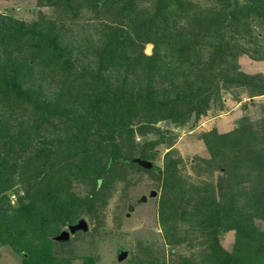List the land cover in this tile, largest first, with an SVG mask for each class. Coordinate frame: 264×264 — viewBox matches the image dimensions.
Listing matches in <instances>:
<instances>
[{
	"label": "trees",
	"instance_id": "obj_1",
	"mask_svg": "<svg viewBox=\"0 0 264 264\" xmlns=\"http://www.w3.org/2000/svg\"><path fill=\"white\" fill-rule=\"evenodd\" d=\"M37 3L55 16L0 14V244L21 264H71L52 252L65 241L51 236L95 202L100 209L127 168L153 176L162 236L192 245L190 264H264V115L261 128L244 117L224 133L202 132L194 181L171 149L161 167L132 161L170 146L154 138L156 123L193 128L223 108L228 88L264 94V78L237 67L240 54L264 59V0ZM82 10L99 22H79ZM72 180L90 182V192L72 194ZM16 185L13 206L6 192ZM143 247L139 262L153 263Z\"/></svg>",
	"mask_w": 264,
	"mask_h": 264
},
{
	"label": "rangeland",
	"instance_id": "obj_2",
	"mask_svg": "<svg viewBox=\"0 0 264 264\" xmlns=\"http://www.w3.org/2000/svg\"><path fill=\"white\" fill-rule=\"evenodd\" d=\"M82 13L78 18L79 22L84 24L99 22L86 17L88 16L86 11L82 10ZM0 14H7L23 21L35 19L40 14L45 17L55 16L51 7L38 6L37 0H0ZM66 39L70 44L72 37L68 34ZM237 67L244 73L264 78V59L254 61L246 55L240 54L237 58ZM248 95L249 92L244 88H228L221 91L223 108L215 109L214 112L208 111L205 115L200 116L193 128L188 127L189 123L184 127L171 126L163 122L156 123L154 128L157 131L154 132L155 137H153L163 136L166 141L170 140L171 143L170 146L166 143L155 145L151 149L154 156L146 160L153 166L161 167L163 154L171 149L174 157L181 158V174L184 175V171H186V174H189L187 178L194 181V174L189 168L190 160L196 154L205 155L202 143L198 138L202 132L212 129L224 133L233 129L237 121L244 117L247 119L246 121L252 122L255 128H261L263 121L260 117L264 115V94L252 98ZM135 138L138 139L139 136L135 135ZM125 171L124 179L113 182L107 189L104 205L100 209L95 202L90 213L80 211L75 217L74 222L80 218L86 222V231H76L70 234L67 241L62 242L63 245L55 243L56 245H52V252L71 256V264H83L87 258H90L93 264H139L138 256L139 254L144 255L145 247L143 246H146L154 252L153 263L149 264H175V262L176 264L183 262L190 264L189 256L192 251L196 252L197 250L192 248V245L190 247H173L162 236V227L157 221H163L161 217L164 218V216L159 215V187L156 186L153 176L148 172L141 173L127 168ZM216 176L217 173L214 172V180ZM90 185V182L85 180H72L69 190L72 194L82 197L90 192ZM16 188H18L17 185L12 186L6 192L10 204L13 206L17 204L15 192L18 194V189ZM151 188L156 191L153 196L149 197ZM141 196H144V201H138ZM128 206H132V210L128 211ZM57 229L59 230L56 234L60 230H65L66 224L58 225ZM56 234H53L51 238ZM225 237L224 235L221 238L223 242ZM118 249L126 250V256L119 261L116 260ZM177 253L184 256L185 259L177 258ZM179 260L180 263H178ZM0 264H21V257L10 246L0 244Z\"/></svg>",
	"mask_w": 264,
	"mask_h": 264
},
{
	"label": "water",
	"instance_id": "obj_3",
	"mask_svg": "<svg viewBox=\"0 0 264 264\" xmlns=\"http://www.w3.org/2000/svg\"><path fill=\"white\" fill-rule=\"evenodd\" d=\"M132 161H135L142 168L147 169V168L151 167V163L149 161H146V160L134 158ZM154 193H155L154 190H150L148 196L149 197L153 196ZM138 201H144V196H141ZM127 210L128 211L132 210V206H128ZM126 215H128V214H126ZM86 228H87L86 222L82 218H80V219H77L74 223L66 225L65 230H60L58 232V234L54 235L52 238L55 241H66L70 234H72L76 231H86ZM125 256H126V250L118 249V251L116 253V260L119 261L122 258H124Z\"/></svg>",
	"mask_w": 264,
	"mask_h": 264
}]
</instances>
